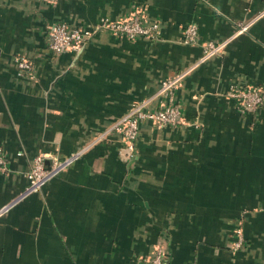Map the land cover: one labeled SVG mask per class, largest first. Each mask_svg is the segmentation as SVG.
<instances>
[{
  "label": "crops",
  "instance_id": "1",
  "mask_svg": "<svg viewBox=\"0 0 264 264\" xmlns=\"http://www.w3.org/2000/svg\"><path fill=\"white\" fill-rule=\"evenodd\" d=\"M137 7L158 38L101 29L80 48L48 45L56 21ZM190 22L196 43L181 40ZM208 40L221 48L206 57ZM174 73L182 120L142 121L126 158L114 123L136 102L165 103ZM246 87L262 92L255 111L229 94ZM0 147V264H140L157 244L166 264H264V0H0ZM76 152L18 197L35 155Z\"/></svg>",
  "mask_w": 264,
  "mask_h": 264
},
{
  "label": "built area",
  "instance_id": "2",
  "mask_svg": "<svg viewBox=\"0 0 264 264\" xmlns=\"http://www.w3.org/2000/svg\"><path fill=\"white\" fill-rule=\"evenodd\" d=\"M56 2L58 0H45ZM106 29L117 35L134 38L144 36L158 38L160 35V23L158 20H146L139 7L131 10L128 15L111 19L102 16L90 26H73L66 21H59L48 25V45L55 52H61L69 47L80 48L98 30ZM181 40L185 43H196L200 40L198 25L195 22L188 23L182 29ZM203 45V56H209L220 50L221 45L211 40L205 41ZM15 62L19 74L31 69L30 62L23 57H16ZM182 74L173 75L161 80L159 92L167 95V101L156 109L146 107V101L134 103L130 109L114 123L123 138V154L131 159L135 154V142L139 134L140 123L150 121L157 126L174 125L181 119L180 105L173 101V90L178 86ZM230 95L239 100V109L242 111H255L263 102V95L259 88L246 87L243 89H231ZM60 158L51 153H39L32 159L30 168L26 171L28 184L20 191L18 197L28 192L38 190L52 175L62 170L70 162L73 156ZM6 169V156L0 147V172ZM243 244V236L240 230L236 231L235 240L232 243L233 249H238ZM166 251L161 244H157L152 252L144 256L140 264H166Z\"/></svg>",
  "mask_w": 264,
  "mask_h": 264
},
{
  "label": "trees",
  "instance_id": "3",
  "mask_svg": "<svg viewBox=\"0 0 264 264\" xmlns=\"http://www.w3.org/2000/svg\"><path fill=\"white\" fill-rule=\"evenodd\" d=\"M98 20H99V19H98ZM98 20H97V21H98ZM56 22H59V21H56ZM94 24H95V23H94ZM70 25H71V24H70ZM73 26H82V25H73ZM82 27H84V26H82ZM46 34H47V28H46ZM16 57H22V56H17V55H16V56H14V60H15ZM17 69H18V68H17ZM25 73L27 74V73H29V72L26 71ZM25 73H24V74H25Z\"/></svg>",
  "mask_w": 264,
  "mask_h": 264
}]
</instances>
